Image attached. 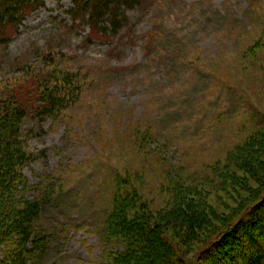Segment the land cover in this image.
<instances>
[{
	"label": "rangeland",
	"instance_id": "obj_1",
	"mask_svg": "<svg viewBox=\"0 0 264 264\" xmlns=\"http://www.w3.org/2000/svg\"><path fill=\"white\" fill-rule=\"evenodd\" d=\"M139 2L119 33L96 39L71 0H41L0 45V81L39 80L51 59L85 79L58 120L25 125L36 160L15 196L54 204L34 225L49 253L24 264H145L130 236L107 232L117 196L133 199L129 217L145 210L161 225L162 214L203 212L207 233L198 243L167 230L172 264L212 241L198 264H247L264 254L245 230L256 227L264 244V205L252 221L258 204L238 217L264 191L263 150L247 145L264 127V0ZM2 228L0 264H15L8 257L17 239Z\"/></svg>",
	"mask_w": 264,
	"mask_h": 264
},
{
	"label": "trees",
	"instance_id": "obj_2",
	"mask_svg": "<svg viewBox=\"0 0 264 264\" xmlns=\"http://www.w3.org/2000/svg\"><path fill=\"white\" fill-rule=\"evenodd\" d=\"M71 1L76 7L72 15L86 20L92 36L96 39L101 35L119 33L126 23V12L141 4L139 0ZM42 5L41 0H0V45H8L9 39L18 33L26 17L40 9ZM76 19L74 18L75 21L78 20ZM153 36L156 39H167L166 36L158 33ZM176 58L178 55L174 56V60ZM61 64L62 62H54L52 59L44 62L46 73H43L39 80L28 76L15 81L10 79L0 81V228H4L5 233L2 234H6V237L15 236L17 239L18 245L14 253L8 257V260L14 261L15 264H24L31 254H40L43 257L49 253V244L45 235L41 232L36 233L34 225L54 203L51 198L48 201L46 199L27 201L17 199L15 195L20 188L24 191L26 180L23 172L36 160V157L27 150L26 122L29 119L39 123L48 119L56 121L62 112L78 101L82 94V82L85 79L81 77V73L73 69L64 70ZM247 145L251 146V149L259 147L264 153V127L261 134L252 138ZM258 152L260 151L256 152L253 149L252 154ZM262 193L263 198L259 202L240 211L238 215L240 219L244 218L247 210L253 209L256 204L258 207L253 209L255 211L252 210L254 216H250L249 221L258 217V210L262 204L264 205V191ZM118 197L120 196L115 198L113 210L107 220V232L112 231L116 234L120 231L121 235L130 236L133 254L143 257L145 264H172V260L176 258V245L170 242L172 235L168 234V229L175 230L178 235L186 236L193 244L198 243L197 240L204 232L207 233L203 212L187 207L186 211L181 209L178 214H175V211L162 214L163 225H161L158 223L160 220L156 221L157 218L145 210L142 217H129V211L136 209L135 207L127 211L135 206L133 199L127 196V199L119 201ZM239 222L240 220L234 226ZM241 225L245 228V224L239 226ZM245 230L247 232L253 230L246 238L251 243V247L253 248L256 243L263 248V241L256 238L259 230L254 226ZM211 243L196 252L199 254L205 251ZM197 255L191 261L177 258L180 264H198ZM247 264H264V254H255Z\"/></svg>",
	"mask_w": 264,
	"mask_h": 264
}]
</instances>
